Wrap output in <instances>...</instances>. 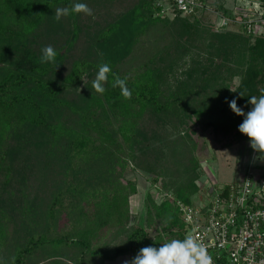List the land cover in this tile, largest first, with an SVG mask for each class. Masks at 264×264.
I'll return each mask as SVG.
<instances>
[{
  "label": "trees",
  "instance_id": "obj_1",
  "mask_svg": "<svg viewBox=\"0 0 264 264\" xmlns=\"http://www.w3.org/2000/svg\"><path fill=\"white\" fill-rule=\"evenodd\" d=\"M76 2L93 16L55 20L56 8ZM172 2L0 0V229H21L18 242L0 235V264H108L184 239L179 204L198 206L202 197L197 131L221 150L250 143L228 101L247 113L250 96L261 94L264 32L224 35L180 13L161 15ZM157 27L160 39L149 40ZM150 43L161 48L150 53ZM47 45L55 63L40 62ZM139 47L146 60L127 64ZM103 63L111 72L101 94L92 82ZM116 76L131 99L113 87ZM15 141L28 145L19 160L28 190H15L17 209L5 190L18 187L6 177ZM137 172L147 190L133 217L141 191L127 178Z\"/></svg>",
  "mask_w": 264,
  "mask_h": 264
},
{
  "label": "built area",
  "instance_id": "obj_2",
  "mask_svg": "<svg viewBox=\"0 0 264 264\" xmlns=\"http://www.w3.org/2000/svg\"><path fill=\"white\" fill-rule=\"evenodd\" d=\"M161 7V15L170 17L180 13L196 18L209 12L206 2L198 0H173ZM262 16L252 19L241 13L240 19L248 33L256 35L264 26ZM221 20L220 28L230 22L229 18ZM259 155L252 150L250 163L237 182L224 186L214 182L205 189L200 205L179 204L188 234L205 245L214 264H264V171L259 173L254 165Z\"/></svg>",
  "mask_w": 264,
  "mask_h": 264
},
{
  "label": "rangeland",
  "instance_id": "obj_3",
  "mask_svg": "<svg viewBox=\"0 0 264 264\" xmlns=\"http://www.w3.org/2000/svg\"><path fill=\"white\" fill-rule=\"evenodd\" d=\"M157 5V2L153 3ZM163 4V3H159ZM165 4V3H164ZM207 8L209 12L204 13L196 18L186 17L187 20L191 23L195 22H204V24L212 26L213 29L219 34H230V35H243L245 31L243 27H245V23L240 19V13H246L251 16L252 19L259 18L260 14L264 13L262 10L263 5L261 4V0H206ZM215 6H223L229 10L233 16V18H229L230 22L226 27L220 28L219 25H222L221 17L214 9ZM220 16V17H219ZM259 22V21H258ZM260 24V23H259ZM260 26V25H259ZM160 27V26H158ZM156 29L150 37L149 40L153 38L160 39V34L162 33L161 29ZM217 29V30H216ZM246 29V28H245ZM259 30V29H258ZM248 33V30L246 29ZM264 32V28L260 29L256 35H261ZM159 46H155L153 43L149 44L148 51L150 53H155L159 50ZM139 47L131 56V63L127 61V64H133L136 62H143L144 54L143 50ZM137 59V60H136ZM235 85H238V81L235 82ZM198 136L201 141V148L198 153V159L200 161V180L198 181L202 194L205 192V189L211 187V185L216 182L219 186L228 185L234 182H237L241 178L242 171L244 170V165H249L250 162V145L244 144L243 142L237 144L235 146L226 148V149H218L215 144L212 142L211 133H201L199 130ZM247 147V148H246ZM14 154L11 156L10 161V170L13 171L12 175H6L8 179L12 180V182H16L18 187H13L10 184V187L13 189L6 188V194L11 195L13 198L11 200V204L14 209H17L23 202L22 199V191H18L15 193V190H28V175L23 173L22 166H20L19 160L23 157L22 154L28 152V145L26 142L15 141L14 147H12ZM246 148V152H245ZM17 149V151H16ZM257 164H264V155H259V157L254 162ZM7 179V182H8ZM127 180L136 181L138 187H140V194L132 198V206L130 208L131 215L133 217H139L143 210V199H144V191L147 190V185L144 177L140 173H134L130 175ZM126 183V180H124ZM10 201V198H8ZM200 205V202H197ZM7 211H11L7 208ZM14 218L15 214L13 213ZM66 222L65 218L60 222L61 226ZM1 238L5 239L7 242H18L17 235L18 232H21L20 228L14 227V225H9L7 227H2L0 229ZM1 242V241H0ZM124 261H129L128 259L121 258L118 259L115 263L108 264H124Z\"/></svg>",
  "mask_w": 264,
  "mask_h": 264
},
{
  "label": "clouds",
  "instance_id": "obj_4",
  "mask_svg": "<svg viewBox=\"0 0 264 264\" xmlns=\"http://www.w3.org/2000/svg\"><path fill=\"white\" fill-rule=\"evenodd\" d=\"M70 13H84L93 16V10L86 3L76 2L71 8H56L55 20L59 22L62 17ZM56 55L57 53L51 45L44 46L41 49L40 62L55 63ZM110 72L109 64L103 63L99 66L97 75L92 82V89L95 92L104 93L103 83L107 81ZM113 87H119L121 95L125 99H131L132 91L127 87L126 78L122 79L116 76ZM260 92L259 96H250L248 104L252 107L247 113L238 106L237 98H233L228 103L230 109L237 116L243 117L242 123L238 126L239 132L248 137L250 146L255 152L264 155V88L260 89ZM239 96L244 97V93L239 92ZM124 264H214V262L205 245L198 242L193 235L186 234L184 239H173L161 244L158 248L143 247L130 261H124Z\"/></svg>",
  "mask_w": 264,
  "mask_h": 264
},
{
  "label": "crops",
  "instance_id": "obj_5",
  "mask_svg": "<svg viewBox=\"0 0 264 264\" xmlns=\"http://www.w3.org/2000/svg\"><path fill=\"white\" fill-rule=\"evenodd\" d=\"M244 144L250 145V143H244ZM246 148H247V147H246ZM246 148H245V152L247 151ZM252 150H253V149H252L251 146H250L251 154H252ZM250 159H251V156H250ZM249 163H250V162H249ZM254 165H255V167H256L255 170L258 171L259 173H261V172L264 171V169L261 168L262 166H264V164H257V165H256V164L254 163ZM244 166H245V167H243L244 170L242 171L241 178H242V176H243V174H244V172H245V169H246L247 165H244ZM241 178H240V179H241Z\"/></svg>",
  "mask_w": 264,
  "mask_h": 264
}]
</instances>
